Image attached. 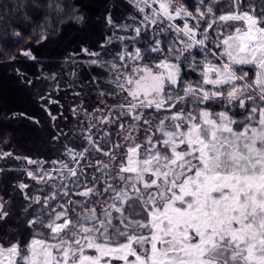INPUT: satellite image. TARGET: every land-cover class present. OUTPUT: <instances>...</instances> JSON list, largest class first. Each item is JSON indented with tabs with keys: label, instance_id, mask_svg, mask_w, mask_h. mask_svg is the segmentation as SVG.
I'll return each instance as SVG.
<instances>
[{
	"label": "snow or ice",
	"instance_id": "snow-or-ice-1",
	"mask_svg": "<svg viewBox=\"0 0 264 264\" xmlns=\"http://www.w3.org/2000/svg\"><path fill=\"white\" fill-rule=\"evenodd\" d=\"M27 8L43 31L0 10V264H264V0ZM65 8L85 35L46 63Z\"/></svg>",
	"mask_w": 264,
	"mask_h": 264
},
{
	"label": "trees",
	"instance_id": "trees-1",
	"mask_svg": "<svg viewBox=\"0 0 264 264\" xmlns=\"http://www.w3.org/2000/svg\"><path fill=\"white\" fill-rule=\"evenodd\" d=\"M76 0H61V6L65 5H73ZM32 3V0H0V10H4L7 7H12L13 12H15V6L17 4L20 5L21 11L27 13V18L24 16H20L16 18L17 24H22L24 29L27 30L29 25H35L31 28L32 33L43 31V26L45 21L51 20V15L43 16L38 22H36L33 18L32 12L27 8V5ZM40 4H51L52 0H39ZM37 12H43L44 8L40 7L36 9ZM65 11L69 12V15L65 17L63 21H61V30L58 34H52V40L54 41L52 44L48 45L46 48V56L50 55L53 59H46V63H54L55 58H57L60 53H62L65 49L75 48L76 42L79 38L85 33L79 32L77 29L80 27L79 23L72 16V9L65 8ZM63 13H61L62 15ZM65 25H68L65 27ZM96 29L90 28L88 31V35L91 39H96L95 35ZM33 71L35 69H32ZM11 76V69H7L6 72L4 69H0V104H2L5 108H20L24 107L25 102L22 99V94L19 92L17 85L14 83ZM14 148L18 149L23 153L31 152L32 154H36L40 151L39 141H36L31 134L26 133L24 129H19L16 133V143L13 145ZM3 163V161H0Z\"/></svg>",
	"mask_w": 264,
	"mask_h": 264
}]
</instances>
